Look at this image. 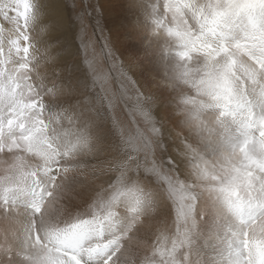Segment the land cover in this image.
<instances>
[{
  "label": "rangeland",
  "instance_id": "rangeland-1",
  "mask_svg": "<svg viewBox=\"0 0 264 264\" xmlns=\"http://www.w3.org/2000/svg\"><path fill=\"white\" fill-rule=\"evenodd\" d=\"M140 1L133 6V0H104L106 3L103 0H58L56 9L50 0H41L44 4L42 24L46 26L50 21H59L51 42L60 45V67L66 68V74L74 80L86 83L89 95L98 100L100 112L93 113L88 125L76 119L63 122L65 128L82 133L79 140L76 136L71 137L75 144L73 151H66L64 138L45 145L59 153L52 168L59 169L55 183L60 187L55 190V200L46 194L39 201L41 211L34 214L32 231L23 228L33 216L31 208L25 205L32 192L38 194L40 191V185L34 181L37 179V165L42 167L43 160L25 143L18 141L14 144L15 136H0V264H58L71 258L73 253L58 243L57 234L76 221L93 215L101 219L109 217L112 223L119 225L120 232L126 237L125 244H131L137 260L147 257L151 264H185L189 258V244L181 242L179 233L186 227L191 228V224L178 221L173 211L181 201L185 205L195 204L198 214L204 212L196 218L200 230L206 233L215 219L212 207L219 205L221 213L226 206L225 210L230 214L231 220L219 221L221 230L230 224L238 231L240 225L229 212L228 202L246 206L249 200L264 199L259 183L264 177V170L260 168L264 163V137L261 136L264 128L260 117L253 116L256 108L262 107L253 103L255 106L249 111L248 106L237 108L223 98L224 89L221 87L215 90L220 97L218 101L206 93L187 90L191 80L199 79L201 75L207 79V72L216 67L217 61L228 62V79L232 88L245 87V65L259 69V63L247 51V47L258 45V41L250 38L252 28L249 21L234 17L226 40H218L212 34L201 38L200 23L192 15V6L205 10L210 4L226 8L229 7L226 0ZM184 21L188 23H182ZM0 25L8 27L3 18H0ZM133 25L145 30L148 38L151 34L163 33L166 42L175 45L177 53H173L177 54V61L174 64L180 76L174 77L178 84L162 81L156 89L149 76L145 77L149 82L141 84L135 71L139 70L133 65ZM207 37L213 40L210 53L213 47L218 53L212 54L209 67L202 68L204 59H207L204 55ZM222 48L228 51L227 54L220 50ZM183 50L187 56L181 54ZM13 60L19 65L15 56ZM188 60L189 64L195 63L196 68L192 66V71L183 69ZM232 62L235 67L231 66ZM8 68L16 74V66L9 64ZM121 71L136 81L141 92L155 98L156 103L150 111L157 130L146 132L147 144L141 139H130L138 126L133 121L140 118L131 114L136 92L128 86ZM248 83L250 96L246 99L255 101ZM19 84L22 85L23 81ZM179 85L182 86L178 88ZM174 88L179 89L176 94L171 91ZM17 91H22V87ZM161 100L164 102L159 104ZM210 119L218 121L219 126L215 128ZM113 120L124 129L123 143L112 128ZM139 126L143 127L142 123ZM48 187L51 190L55 185L49 184ZM206 201V207H201ZM209 205L211 210H208ZM14 207L19 213L12 211ZM242 238L253 244L264 240V216L251 218L243 229ZM195 246L192 251L197 256L191 257L193 261L200 257L204 264H214L210 258L217 256L215 261L227 264L226 247L205 246L201 238Z\"/></svg>",
  "mask_w": 264,
  "mask_h": 264
},
{
  "label": "snow or ice",
  "instance_id": "snow-or-ice-1",
  "mask_svg": "<svg viewBox=\"0 0 264 264\" xmlns=\"http://www.w3.org/2000/svg\"><path fill=\"white\" fill-rule=\"evenodd\" d=\"M180 2L183 3L184 0ZM226 2L229 5L227 8L210 4L207 10L193 5L192 15L200 23L201 38L212 34L218 40L227 39L234 17L239 20L247 18L252 28L250 38L258 41V45L246 46L247 51L260 67L257 69L253 65L243 68L246 80L243 90L232 88L227 79L223 87V98L231 101L237 108L255 105L264 108V0ZM43 15V5L38 0H0V18L8 25L6 28L0 25V136H15L14 144L18 141L25 143L29 149L37 151L43 160L42 167L37 165V179L34 181L40 185V191L38 194L32 192L31 199L25 205L31 208L33 216L23 224V228L30 231L35 226L34 214L41 211L39 201L46 194L55 200V190L60 187L55 183L59 169L52 168L59 153L45 145L64 138L66 151H73L75 144L71 142V137L76 136L79 140L82 133H74L65 128L63 122L76 119L88 125L92 122L93 113L100 112L98 100L89 95L86 83L74 80L71 75L66 74V68L60 67V45L51 42L52 33L59 27V21H50L44 26ZM208 47L211 49V45ZM220 50L227 54L225 49ZM182 55L187 56L188 53L183 52ZM13 56L20 61L19 65H16ZM9 64L16 66V74L9 70ZM231 66L235 67V63L232 62ZM121 75L136 92L131 114L134 118H140L139 121H133L138 126L130 139H141L147 144L149 141L146 132L157 130L150 111L156 103L155 98L141 92L136 81L126 72L121 71ZM20 81H23L22 85L19 84ZM248 82L253 90L255 105L253 101L246 99L249 95ZM18 87H22V91L18 92ZM5 108L6 112L3 111ZM57 108L60 109L59 112L56 111ZM68 113L71 115H67ZM260 122L264 128V112L260 113ZM141 123L143 127L139 126ZM112 128L123 143L124 129L115 120L112 121ZM261 136L264 137V130L261 131ZM260 168L264 170V163ZM259 183L260 191L264 192V177H261ZM49 184L55 187L50 190ZM227 208L237 218L240 230L233 229L229 224L222 232L219 226L221 213L214 209L212 214L215 219L205 233L200 230L199 220L196 218L197 215H204V212L198 214L195 204L185 205L181 201L173 211L178 221L185 225L191 224V228L186 227L179 233L181 242L187 241L191 247L193 235H196L203 240L205 246L224 245L228 251L227 264H264V240L255 241L254 246L253 242L242 238L243 229L247 227L249 220L255 215L264 216V199L257 197L255 202L249 200L246 206L228 202ZM12 211L19 213V209L15 207ZM105 220H108L107 225ZM56 239L62 247L73 253L71 258L59 261L58 264H151L147 257L137 260L131 244H125L126 237L120 232L119 225L112 223L109 217L101 219L93 215L89 219L78 220L58 233ZM127 239L130 241L131 237ZM185 264L204 262L193 261L189 256Z\"/></svg>",
  "mask_w": 264,
  "mask_h": 264
},
{
  "label": "bare ground",
  "instance_id": "bare-ground-1",
  "mask_svg": "<svg viewBox=\"0 0 264 264\" xmlns=\"http://www.w3.org/2000/svg\"><path fill=\"white\" fill-rule=\"evenodd\" d=\"M148 3H150L152 0H146ZM38 2H40L41 3V0H38ZM103 2H104V0H103ZM141 1L140 0H136V1H134L133 0V6L134 5H136L137 3H140ZM152 2H154V1H152ZM51 5H55V7H56V9H58V7H59V2H58V0H50V2H49ZM104 3H106V2H104ZM158 3V2H157ZM160 3H163V2H160ZM44 5V4H43ZM155 5H157V4H155ZM165 5V4H164ZM172 5V4H171ZM60 6H61V3H60ZM153 6H154V4H153ZM163 6V5H162ZM48 7V6H47ZM52 7V6H51ZM153 8V7H152ZM163 8V7H162ZM170 8V7H169ZM227 8V7H226ZM159 9H161V8H159ZM157 11L159 12V10L157 9ZM151 12V11H150ZM176 13H177V11H176ZM182 14V13H181ZM184 15V14H183ZM189 16H190V14H188ZM180 16V15H179ZM185 16V15H184ZM182 17V16H181ZM187 17V16H186ZM188 19V18H187ZM245 19V18H244ZM183 20V19H182ZM179 21V20H178ZM192 21H193V19H192ZM142 22H144V21H141L140 23H142ZM193 22H195V21H193ZM172 23H173V21H172ZM177 23V22H176ZM181 23V22H180ZM182 23H188V22H182ZM199 23V22H198ZM179 24V23H178ZM244 24V23H243ZM174 25V24H173ZM181 25V24H180ZM165 26V25H164ZM183 26H185V25H183ZM142 27V26H141ZM147 27V26H146ZM179 27V26H178ZM186 27V26H185ZM172 28V27H171ZM180 28L182 29V26H180ZM179 28V29H180ZM245 28V27H244ZM142 29V28H141ZM151 30V29H150ZM154 30V29H153ZM183 30V29H182ZM181 30V31H182ZM193 30V29H192ZM191 30V31H192ZM250 30H251V28H250ZM145 31V30H144ZM144 31L143 30H140L139 28H137V27H135L134 25H133V54H134V63H133V65L135 64L136 65V67H137V69L141 72H139V71H137V70H135L136 71V73L138 74V76L140 77V82H141V84L143 85H146L148 82H149V79H147V78H145V77H151L152 78V82L154 83V85H155V88L157 89V85H159L160 86V84H161V82L162 81H164L165 83H168V84H178V82L176 81L177 79H176V77H174L175 75H178L179 74V76H180V72L177 70V68L175 67V64H174V62H176L177 60H176V57H177V50L174 48V44L173 43H171L170 45L166 42V40H165V36H163L164 34L163 33H157V34H151L150 35V38H148L145 34H144ZM176 31V30H175ZM189 31V30H188ZM146 32V31H145ZM153 33V32H152ZM174 33V32H173ZM187 34H189V33H187ZM180 36V35H179ZM190 36V35H189ZM195 36V35H194ZM197 36V35H196ZM211 36V35H210ZM146 37L148 38V42H146ZM182 38V37H181ZM212 38V37H211ZM218 39V38H217ZM186 40V39H185ZM192 40V39H191ZM203 40V39H202ZM194 41H196V39L194 40ZM205 41H207V43H208V45H211V44H213L212 42H213V40H211L210 39V37L208 38H206V40ZM170 42V41H169ZM191 41H189V43H190ZM198 42V41H197ZM219 42V41H218ZM190 44H192V43H190ZM194 44V43H193ZM227 45H229V44H227ZM203 46V45H202ZM216 46V45H215ZM231 46V45H230ZM226 47H228V46H226ZM232 47V46H231ZM216 47H213V49H215ZM224 48V47H223ZM222 48V49H223ZM141 49H144L143 51L141 50ZM186 49V48H185ZM184 49V50H185ZM197 49H199V48H197ZM212 49V48H211ZM211 49L207 46V47H205L204 48V52H206V54H204L206 57H207V59L205 60L204 59V62H203V65H202V68H204V67H209L210 66V64H211V58H213L212 57V54H215L216 52H217V50L218 49H215V50H213V52L212 53H210V51H211ZM227 49V48H226ZM229 49V48H228ZM183 50V51H184ZM239 50V49H238ZM232 51V50H231ZM173 52H176V53H173ZM185 52V51H184ZM228 52V51H227ZM230 52V51H229ZM218 53V52H217ZM235 52H233V54H234ZM182 54V53H181ZM221 54H223V53H221ZM230 54H231V52H230ZM216 56V55H215ZM239 56V55H238ZM232 58V57H231ZM235 58V57H234ZM245 58V57H244ZM225 59V58H224ZM180 60V59H179ZM200 60V59H199ZM229 60V59H228ZM236 60H238V59H236ZM235 60V61H236ZM183 61V60H182ZM233 61V60H232ZM234 61V62H235ZM238 62V61H237ZM248 62V61H247ZM191 63V62H190ZM198 64V63H197ZM256 64V63H255ZM240 65V64H239ZM182 66V65H181ZM180 66V67H181ZM192 66H194L195 67V63H193V64H189V60L188 61H185L184 62V64H183V69L185 70V71H189V70H191V68H192ZM246 66V65H245ZM238 67H240V66H238ZM256 67V66H255ZM260 67V66H259ZM196 68V67H195ZM199 68V67H198ZM163 71V74H161V72ZM192 71V70H191ZM165 72H166V75H165ZM144 74V77H142L141 78V76ZM183 73V72H182ZM163 75V76H162ZM159 76H162V78L161 77H159ZM183 80V79H182ZM187 80V79H186ZM185 80V81H186ZM144 81V82H143ZM189 82V81H188ZM178 86V85H177ZM182 86V85H181ZM180 85H179V87L178 88H180L181 87ZM184 87V86H183ZM178 88H174V89H172L171 91H173L174 93H175V91H178L179 89ZM153 89V88H152ZM161 91H163L162 89H160ZM240 90H243V88L242 89H240ZM176 94V93H175ZM186 96V95H185ZM250 96V95H249ZM254 96V95H253ZM180 99V98H179ZM164 101H160V103L159 104H161V103H163ZM253 103H255L256 104V101H253ZM192 105V104H191ZM161 107H164V106H161ZM197 108V107H196ZM251 108H252V106H248V111L249 110H251ZM261 112H264V109L263 108H259V107H257L256 108V110L253 112V116H257V118L258 117H260V113ZM209 114V113H208ZM259 116H258V115ZM210 115V114H209ZM227 116V115H226ZM252 116V115H251ZM246 118V117H245ZM256 118V119H257ZM213 119H217V118H215V117H213ZM219 120H220V118H219ZM202 121V120H201ZM209 121V120H208ZM210 121H211V119H210ZM214 121V122H213ZM211 122H213V124H215V128H217L218 126H219V122L218 121H216V120H212ZM224 125V124H223ZM233 126V125H232ZM234 128V127H233ZM236 129V128H235ZM228 132V131H227ZM249 134V133H248ZM192 137V136H191ZM190 137V138H191ZM208 137V136H207ZM192 139V138H191ZM243 141V140H242ZM250 144V143H249ZM216 145V144H215ZM263 145V144H262ZM210 147V146H209ZM253 167V166H252ZM257 171V170H256ZM263 172V171H262ZM258 173V172H257ZM259 174V173H258ZM262 174V173H261ZM236 175V174H235ZM257 175V174H256ZM246 176V175H245ZM242 177V176H241ZM249 177V176H248ZM226 178V177H225ZM250 178L251 177H249V180H250ZM188 180H189V178H188ZM248 180V181H249ZM261 185V184H260ZM206 188V187H205ZM211 189V188H210ZM257 189V188H256ZM212 192V191H211ZM214 193V192H213ZM201 194H202V192H201ZM216 197V196H215ZM4 199V198H3ZM263 199V198H262ZM203 200H206V199H203ZM165 201V200H164ZM202 202V201H201ZM209 202V201H208ZM228 202V201H227ZM206 203H207V201L202 205L201 203V207H203V206H205L206 205ZM209 203H211V202H209ZM214 203H216L215 202V200H214ZM201 207H199V209L201 208ZM206 207V206H205ZM211 206L209 205V208H208V210H211V208H210ZM223 207V206H222ZM226 207V206H225ZM225 207L224 208H222V212H221V215H220V220L219 221H222L223 223H225V221H229V220H231V218H230V214H228L227 213V211L225 210ZM213 208V210L214 209H218L219 210V205L216 207V208H214V207H212ZM203 210V208H201V211ZM207 212V211H206ZM205 212V213H206ZM199 217H200V215H198ZM211 217H212V214H211ZM233 220V219H232ZM232 225H233V223H232ZM222 232H223V230H222ZM192 240L194 241V243L191 241V247H189V250H188V253H189V255L188 256H190V257H195V256H197L196 254L197 253H195V252H193L192 251V249L193 248H196V246H195V243H196V241L197 240H200V238L198 237V236H193V238H192ZM137 243V242H136ZM135 243V244H136ZM138 244V243H137ZM140 245H141V243H139ZM138 244V245H139ZM200 244V243H199ZM138 245H136L137 246V248H138ZM135 246V247H136ZM195 246V247H194ZM200 246V245H199ZM198 246V247H199ZM219 246H221V247H225L224 245H219ZM142 247V246H141ZM197 247V248H198ZM139 249V248H138ZM202 250V249H201ZM200 250V251H201ZM133 251H135V250H133ZM196 251V250H195ZM140 252V251H139ZM134 253V252H133ZM135 254H136V251H135ZM144 255H146V254H144ZM177 255V254H176ZM178 256V255H177ZM201 256H202V254H201ZM214 256H216V255H214ZM136 257V256H135ZM144 257V256H143ZM205 257V256H204ZM217 257V256H216ZM215 257V258H216ZM139 258H140V256H139ZM138 258V259H139ZM215 258H210V260L214 263V264H219L218 263V261H215L216 259ZM142 259V258H141ZM218 260V259H217ZM220 260V259H219ZM173 261V260H172ZM196 261H201V258L200 257H197V260ZM224 261V260H223Z\"/></svg>",
  "mask_w": 264,
  "mask_h": 264
},
{
  "label": "clouds",
  "instance_id": "clouds-1",
  "mask_svg": "<svg viewBox=\"0 0 264 264\" xmlns=\"http://www.w3.org/2000/svg\"><path fill=\"white\" fill-rule=\"evenodd\" d=\"M229 64L227 61L221 63L216 62V67L207 72V79L205 76H199V79L191 80L189 92H203L206 93L213 100L220 99L218 94H215L216 87H224L225 81L228 79ZM179 115V113H178Z\"/></svg>",
  "mask_w": 264,
  "mask_h": 264
}]
</instances>
